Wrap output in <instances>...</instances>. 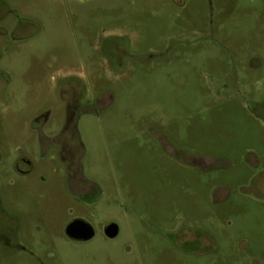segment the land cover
Segmentation results:
<instances>
[{
  "label": "rangeland",
  "instance_id": "374dc122",
  "mask_svg": "<svg viewBox=\"0 0 264 264\" xmlns=\"http://www.w3.org/2000/svg\"><path fill=\"white\" fill-rule=\"evenodd\" d=\"M0 264H264V0H0Z\"/></svg>",
  "mask_w": 264,
  "mask_h": 264
},
{
  "label": "water",
  "instance_id": "95a60500",
  "mask_svg": "<svg viewBox=\"0 0 264 264\" xmlns=\"http://www.w3.org/2000/svg\"><path fill=\"white\" fill-rule=\"evenodd\" d=\"M106 233L109 237H113L117 233L115 226H109L106 229ZM65 235L75 241H84L92 237V228L82 220H74L69 223L65 228Z\"/></svg>",
  "mask_w": 264,
  "mask_h": 264
},
{
  "label": "flooded vegetation",
  "instance_id": "af4514ba",
  "mask_svg": "<svg viewBox=\"0 0 264 264\" xmlns=\"http://www.w3.org/2000/svg\"><path fill=\"white\" fill-rule=\"evenodd\" d=\"M77 106V105H76ZM71 120V118H68V122ZM21 163L24 164L25 166L29 167L30 162L27 159L21 158ZM20 174L25 175L28 173L26 170H18ZM72 194L73 196L75 195L77 197V200H80L84 202L82 199H84V196L88 195V192L86 191V188L83 187V185H76L75 187L72 188Z\"/></svg>",
  "mask_w": 264,
  "mask_h": 264
}]
</instances>
